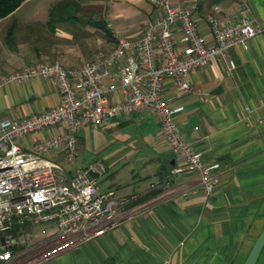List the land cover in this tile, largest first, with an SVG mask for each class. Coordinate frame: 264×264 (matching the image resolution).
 I'll use <instances>...</instances> for the list:
<instances>
[{"label":"crops","instance_id":"obj_1","mask_svg":"<svg viewBox=\"0 0 264 264\" xmlns=\"http://www.w3.org/2000/svg\"><path fill=\"white\" fill-rule=\"evenodd\" d=\"M127 2L132 10L130 17H124L122 12H109L125 5L123 1L110 3L101 17L113 35L93 26L102 34L91 43L86 44V39H81L72 28L59 24L52 33L59 38L54 47L62 49L58 59L66 67H81L112 51L117 36H141L147 23L158 17L159 10L150 0ZM172 2L180 7L197 2L195 18L206 36H210L212 17L225 22L248 17L263 28L251 41L249 50L232 48L227 56H217L208 66L192 72L190 82L202 95L183 93L170 79L165 82L169 102L183 107L178 122L185 139L202 153L206 163L220 164L215 192L210 196L204 192L198 172L184 170L174 174L176 169H184L185 163L175 155L152 114L143 112L125 117L111 123L109 129L121 131L136 122V135L143 139L142 147L137 149L136 165L141 172L132 169L126 178L117 179L107 167L100 177L103 190L132 199L123 210V223L90 241L74 243L76 237H72L62 244L64 240L50 244L47 250H54L53 256L38 264H244L262 233L264 0ZM122 17L126 21L122 22ZM175 37L178 50L182 51L181 32L176 31ZM5 44L8 53L2 56L0 52V81L23 67L46 63L28 45H19L14 52L6 40ZM114 96L120 99L119 93ZM61 102L62 95L51 79L39 77L4 85L0 87V121L41 112ZM47 135L29 136L25 144L31 147L34 141ZM56 159L72 174L75 167L69 166L63 155H57ZM168 177L171 185L165 187L163 181ZM153 184L158 187L153 188ZM32 238V242L42 239L37 231ZM70 241L72 244L67 246ZM0 264H22V261L15 258ZM257 264H264V249Z\"/></svg>","mask_w":264,"mask_h":264},{"label":"built area","instance_id":"obj_2","mask_svg":"<svg viewBox=\"0 0 264 264\" xmlns=\"http://www.w3.org/2000/svg\"><path fill=\"white\" fill-rule=\"evenodd\" d=\"M151 2L159 10L158 17L147 23L139 37L117 36L115 48L102 58L81 67H66L60 61L27 66L0 81L1 87L43 77L53 80L62 95L57 106L0 121V262L18 258L22 264H38L53 256L54 250H47L50 244L72 237L74 243L90 241L123 223V210L132 199L102 189L100 177L107 171L102 162L77 164L71 174L56 159L63 155L68 163L76 162L79 134L88 127L152 114L175 155L185 163L174 174L198 172L204 192L208 196L215 192L220 164L206 163L185 139L178 122L183 107L169 102L165 82L170 79L179 91L202 95L190 82L192 72L217 56H227L232 48L249 50L263 28L248 17L226 22L212 17L210 36H206L195 18L197 2L188 7L172 0ZM176 31L182 35V51ZM231 66L235 67L233 61ZM45 133L31 147L25 144L27 137ZM163 185L170 187L171 178ZM36 231L42 239L32 242Z\"/></svg>","mask_w":264,"mask_h":264},{"label":"rangeland","instance_id":"obj_3","mask_svg":"<svg viewBox=\"0 0 264 264\" xmlns=\"http://www.w3.org/2000/svg\"><path fill=\"white\" fill-rule=\"evenodd\" d=\"M58 1L28 0L13 15L1 20L0 52L2 56L4 53H8L5 44L7 32L11 25L17 21L19 24V30L17 31L18 46L22 44L28 45L34 50L37 46L43 51L42 55L44 56L38 58L41 62H62L60 57L58 59L59 52L62 49L54 47L55 43L59 42V38L45 26L49 19L52 5ZM80 1L82 2V9L79 19L63 25L72 28L74 33L80 36L81 39H86L85 42L87 44V42H94L97 35L101 36L102 32L96 30L97 26L104 30V22L101 16H105L104 11L108 10L110 3L115 0ZM121 1L125 5L127 4L126 7L123 4L120 6L121 8L109 9V12L111 10L112 13L122 12L125 15L124 17H130L132 14L130 4H128L127 0ZM124 17L120 18L122 22L126 21ZM121 21H119V25L122 24ZM30 24H32V29L28 32V25L30 26ZM110 125L83 129L79 134V155L77 161L68 163V165L72 168L78 165L85 167L96 162H102L106 168H109L110 173L116 174L117 179H124L132 169H137L136 165L139 164L137 149L142 147L143 139L136 135L138 133L136 122L127 127L128 129H122L117 132L110 130ZM140 172L141 170L137 169L135 173Z\"/></svg>","mask_w":264,"mask_h":264},{"label":"trees","instance_id":"obj_4","mask_svg":"<svg viewBox=\"0 0 264 264\" xmlns=\"http://www.w3.org/2000/svg\"><path fill=\"white\" fill-rule=\"evenodd\" d=\"M28 0H0V21L8 16L13 15L25 2ZM82 9V2L80 0H59L54 3L50 9V16L45 24L51 33H54L59 24H70L79 19V14ZM104 24V32L112 36L113 34L108 30ZM32 24L28 25V32L31 30ZM19 24L15 21L9 28L6 36V43L10 50L18 51L17 31ZM34 32V31H33ZM32 33V32H31ZM47 47V46H46ZM35 52L38 57H41L43 51L37 46Z\"/></svg>","mask_w":264,"mask_h":264},{"label":"water","instance_id":"obj_5","mask_svg":"<svg viewBox=\"0 0 264 264\" xmlns=\"http://www.w3.org/2000/svg\"><path fill=\"white\" fill-rule=\"evenodd\" d=\"M264 249V229L253 246L244 264H257L258 259Z\"/></svg>","mask_w":264,"mask_h":264}]
</instances>
